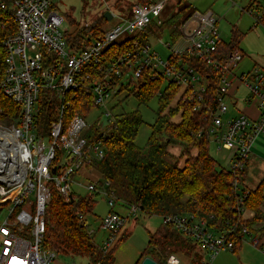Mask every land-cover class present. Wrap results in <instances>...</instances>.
<instances>
[{
  "label": "built area",
  "instance_id": "1",
  "mask_svg": "<svg viewBox=\"0 0 264 264\" xmlns=\"http://www.w3.org/2000/svg\"><path fill=\"white\" fill-rule=\"evenodd\" d=\"M169 2L134 3L130 15L125 13L128 19L80 48L67 41L64 19L53 9L51 0H12L10 7L0 0V9H10L17 26L16 33L5 42L6 68L0 88L21 109L17 124L0 122V208L9 207L8 218L0 223V264H52L58 259L59 254L44 245L51 187L66 203L73 200L78 186L89 194L106 197L109 211L99 228L105 236L98 246L103 255L109 254L124 230L129 216L115 211L117 199L111 182L89 178L82 186L77 180L78 176L92 177L95 164L105 157L102 139L87 136L92 126L87 119L81 115L67 118L65 114L79 91L92 96L94 110H101L110 124L114 121L110 103L123 86L129 89L134 85L138 92V82L147 78L167 82L164 92L170 86L177 88L172 107L182 101L203 121L196 138L216 145L217 151L230 153L236 199L233 208L245 212L249 190L244 187V177L253 146L264 133V70L254 66L239 73L244 54L239 50L228 57L221 53L220 18L211 10L195 11L180 23L176 40L171 32L172 42L163 45L168 52L166 59L150 42L135 40L152 23L160 26L166 22L156 19ZM262 3L256 7L263 11V16L255 15L257 25H264V0ZM107 11L112 14L111 20H121L124 14L109 5ZM126 32L135 36L122 42L125 46L115 58H108L110 52L106 50ZM214 78L218 80V94L211 99L209 88ZM241 88L245 91L243 98ZM43 90L50 91L56 100V117L49 126L44 123L40 106ZM164 92L159 90L157 95L162 97ZM241 99L246 105L256 106L258 118L237 109ZM50 105L51 100L46 109ZM129 209L133 215L139 211L136 207ZM79 218L94 236L96 230L90 228L86 217L80 214ZM162 219L164 227L204 249L210 262L236 250L235 236L250 234L242 220L222 232L211 224L214 216L176 213ZM253 246L264 253L258 241ZM167 264H180V259L171 255ZM201 264L208 262L202 260Z\"/></svg>",
  "mask_w": 264,
  "mask_h": 264
},
{
  "label": "trees",
  "instance_id": "2",
  "mask_svg": "<svg viewBox=\"0 0 264 264\" xmlns=\"http://www.w3.org/2000/svg\"><path fill=\"white\" fill-rule=\"evenodd\" d=\"M10 7L12 0H4ZM154 0H135L136 3H151ZM127 4V3H126ZM121 3L115 5L121 7ZM133 3L127 4L132 7ZM107 20L104 15L95 23L85 26L75 33H67V41L73 47L85 48L93 40L101 38ZM74 23V22H72ZM175 26L173 21H166L158 26L152 23L146 31L135 40L149 42V39L161 38L166 31ZM17 31L16 23L10 9H0V83L4 78L6 68L5 42ZM179 32L173 30L176 40ZM242 34H235V41L231 44H221L220 50L228 57L239 50ZM125 44L115 43L106 51L108 58H115L122 51ZM209 88L210 98L218 94V80L214 78ZM161 82L150 81L145 78L138 82V92L135 96L143 103H148L160 90ZM127 87H122L120 93ZM128 89V88H127ZM178 89L170 86L160 98V108L155 124L152 126V135L145 151L135 145L139 128L143 123L139 111L123 113L114 116V121L106 127L95 123L91 126L87 136L90 139H102L105 157L95 164L97 176L100 180L111 182L117 202L123 207H136L149 216L163 217L169 214L192 213L199 218H210L211 222L220 231L238 220L253 232V227L262 223V205L264 197L261 187L254 191L249 190L245 200V211L251 215L243 218L235 205V190L232 186L233 172L230 169H218L217 162L210 154L207 140L195 136L203 121L194 113L190 105L176 103L172 107ZM52 93L43 90L40 96L42 117L45 125L55 120L56 100ZM51 100V105H46ZM20 107L8 99L0 88V122L5 125H15L20 116ZM94 111L93 98L85 91L77 93L76 101L65 111L67 118L81 115L86 119ZM177 117L179 121H175ZM176 118V119H177ZM172 145L181 148L180 156L170 152ZM51 199L46 208V232L44 245L59 255H70L88 258L89 264H114L112 256L103 255L94 243L88 228L80 221L79 215L87 217L92 214L98 194L81 196L73 194L69 203L51 187ZM85 222V221H84ZM239 231V230H238ZM244 235L234 237L236 248ZM194 244L184 238L177 231L168 227L160 228L150 239L137 264L145 258H151L157 264H167L171 255H192ZM196 262V261H195ZM199 262V261H198ZM201 262V260H200Z\"/></svg>",
  "mask_w": 264,
  "mask_h": 264
},
{
  "label": "rangeland",
  "instance_id": "3",
  "mask_svg": "<svg viewBox=\"0 0 264 264\" xmlns=\"http://www.w3.org/2000/svg\"><path fill=\"white\" fill-rule=\"evenodd\" d=\"M121 3L120 8H116L115 5ZM136 3L135 0H51L53 9L56 10L64 19L63 29L65 32L70 34L75 33L77 30L83 29L85 26L95 23L101 16L104 15L107 5L111 7L114 11H121V20L115 18L111 21H107L104 24L103 30H109L113 26H116L123 22V19H128L130 15L131 8L127 4ZM262 0H170L169 4L165 6V9L161 13L160 17L156 20L161 21H173L175 26L171 31H166L162 36L161 40L149 39L151 45L161 54L163 59H166L168 52L164 49L163 45L168 44L171 41L169 37L171 32L175 30L195 11L205 12L208 10L213 11L219 18V32L221 39L224 44H231L235 41V34L237 32L242 34L239 42V51L244 55V60L240 64L238 69L239 73L250 68L252 61L258 63V67L264 70V25H257V15L258 17L263 16V11L256 8L258 5H262ZM252 14V10H255ZM74 22V23H72ZM66 33V35H67ZM135 36L133 33L126 32L120 35L116 43H122L127 39H131ZM68 39V36H66ZM167 82H163L160 88L161 92H164ZM134 86V85H133ZM131 86L128 90H123L119 95H117L110 103V109L114 116L130 113L134 111H139L143 123L141 124L137 138L135 140V145L140 149L145 151L152 135V126L155 124L157 113L160 108V98L157 94L148 102H141L135 94L137 93L136 88ZM245 91L243 88L240 89V94L244 95ZM246 105L241 101L238 102L237 109L243 111ZM228 117V116H227ZM175 117V121L179 119ZM88 123L91 125L99 122L102 127L108 125V119L102 115V111L96 109L92 111L90 118L87 119ZM171 153L176 156H180L181 148L180 145H172L169 147ZM210 154L217 162L218 169H229L230 160L228 158L229 154L227 151H217V147L214 144L210 145ZM79 183L84 186L87 184V180L83 177L77 179ZM76 191L79 192L81 196L89 195L83 187H76ZM78 194V193H77ZM34 197V196H33ZM96 204L92 214L88 215L86 219L90 224L92 230H96V234L92 236V239L96 245H101L102 238H104L105 233L100 231L101 219L109 211V206L107 204V199L103 195H98L95 198ZM27 207V205H26ZM9 207L0 208V223L8 218ZM115 211L125 217H128V221L124 227L122 234L120 235L117 242L113 245L108 256H112L114 264H137L140 260L142 254L147 248L150 234H155L160 228L163 227V219L160 216H149L138 211L136 215L130 214V209L124 208L120 203H115ZM246 251L247 248H251L253 251L249 250V259L263 258L260 255L254 254V246L245 243ZM262 246V244H261ZM197 250L203 255V260L208 262V264H214L216 260L221 258L219 255L212 263L209 261L210 257L201 247L197 246ZM257 251H259L257 249ZM260 252V251H259ZM261 254V253H260ZM263 255V254H262ZM264 256V255H263ZM68 260L69 264H89L88 258L70 256L60 254L58 260ZM179 259H181L182 264H197L194 262L192 255L180 254ZM218 262L216 261L215 264ZM142 264V263H141ZM219 264V263H218Z\"/></svg>",
  "mask_w": 264,
  "mask_h": 264
},
{
  "label": "crops",
  "instance_id": "4",
  "mask_svg": "<svg viewBox=\"0 0 264 264\" xmlns=\"http://www.w3.org/2000/svg\"><path fill=\"white\" fill-rule=\"evenodd\" d=\"M252 62L253 63L250 66V68L258 65V63L256 61L253 60ZM249 69H247V70H249ZM244 96H245V93H244V95L240 94L241 98H243ZM241 101L243 102V99H241ZM243 112L250 115L254 119L258 118V111H257L256 106L246 105V107H244V109H243ZM79 177H81V176H78L77 179ZM82 177L85 178L86 180L89 178H92L95 180L98 179L97 172L95 174H93L92 177H86V175L85 176L83 175ZM244 187L250 191H254V190L258 189L259 187H261L263 197H264V133H262L260 135L259 139L256 141V143L253 146L252 153H251L249 163L247 166V170L245 173V177H244ZM76 193L79 194L78 191H76ZM124 208H127V207H124ZM261 209H262V217H261L262 223L255 225L253 227V232L250 231L249 235H244L243 239L241 240L240 244H238V246L234 252H225V253L220 254L221 258H219V260H216L219 264H264V256H263L264 253L261 251V248L259 249V248L254 247L255 248L254 250H256V251H254V254L260 255L263 258L255 259L256 262L253 263V261H251L253 259H249V257H248L249 250L253 251L251 249L252 247L247 248L248 251H246V247H245V245H246L245 243H247L248 245L251 244L253 246V242L258 241L260 244V247L263 246V248H264V202H263ZM250 217H251V215L248 211H245L243 213V218L247 219ZM261 244H262V246H261ZM97 246H99V245H97ZM196 247L197 246L194 244V252H193L192 256H193L194 262L196 261L195 263L201 264L200 260L201 261L203 260V255H201L200 251L197 250ZM257 249L260 252L257 251ZM207 255H208V253H207ZM178 258H179V256H178ZM67 261L68 260L65 261V259L64 260L56 259L52 264H68ZM216 261L214 262V264L216 263ZM180 264H182L181 259H180Z\"/></svg>",
  "mask_w": 264,
  "mask_h": 264
},
{
  "label": "water",
  "instance_id": "5",
  "mask_svg": "<svg viewBox=\"0 0 264 264\" xmlns=\"http://www.w3.org/2000/svg\"><path fill=\"white\" fill-rule=\"evenodd\" d=\"M104 18L107 20V21H111L112 19V14L111 12L107 11L104 13ZM52 172L53 174H55V167L52 168ZM142 264H157V262H155L153 259L151 258H145L143 261H142Z\"/></svg>",
  "mask_w": 264,
  "mask_h": 264
}]
</instances>
